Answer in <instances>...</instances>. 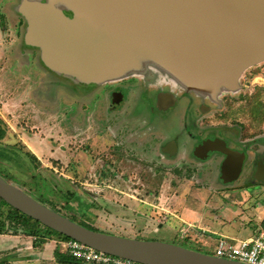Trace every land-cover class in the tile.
Listing matches in <instances>:
<instances>
[{
  "label": "rangeland",
  "instance_id": "obj_1",
  "mask_svg": "<svg viewBox=\"0 0 264 264\" xmlns=\"http://www.w3.org/2000/svg\"><path fill=\"white\" fill-rule=\"evenodd\" d=\"M26 2L36 6L48 5L56 9V13H63L69 20H73L76 15L80 20H88L81 26L71 21L68 26L81 43L86 44L91 40L90 48L95 47V50L104 48V43L106 48L110 49V44H113L120 34L113 25L99 18L95 19L96 24L93 25L92 17L86 9L70 0H0V126L6 131V136L0 139V170L10 182L21 185V189L24 187L37 196V199L44 196L45 201L51 204L47 206L77 219L83 217L84 210H92L90 213L93 215L95 212L100 213L102 216L96 215L100 219L115 216L105 205L109 202L110 192L116 195L119 190L110 187L121 182L125 184L122 191L154 204H157L159 198L167 196L168 190L164 191L165 186L176 188L179 184H184L186 187H198L207 183V180L201 178V170L205 165V172L209 176L207 186L212 188L209 193L201 194L202 199H207L208 194L219 192L218 197L224 199L221 191L237 193L241 190L239 186L246 185L250 180L261 182L262 177L254 175L253 161H257L259 153L264 156V62L249 67L236 82L232 81L233 83L224 81L220 75H201L186 66H178L179 71L175 68L174 81L177 87L182 90L187 86L201 88L199 97L209 100L210 111L199 113V122L204 123L208 130H214L216 124L224 123L225 126H219L224 127L222 133L231 135L234 127H243L235 126L238 121L244 123L245 132L241 140H244L245 144H238L237 149L245 151L250 147L251 152L241 158L239 163L229 167L232 172H239L240 176L238 180L226 184L220 178L217 180V166L221 164L222 159L220 155L215 154L201 164L196 161V164L187 157L159 154V144L173 137L172 134L155 133V129L149 131L145 127L140 129L143 126L140 121L133 119L129 103L131 101L124 100L122 103L110 94L111 90L122 89L128 97L133 95V86L127 81L135 78L138 81L136 87L140 91L145 77H148V73L142 72L144 69H150L153 73H161L160 65L165 58V51L170 50L172 54L176 51L174 56L191 60L190 56L175 49L174 44H167L173 37H167L168 40L163 42L158 41L153 46L156 54V57H153L141 49L137 44L138 39L135 41L125 35V41L118 42L121 44L123 56L115 59L113 54L101 56L107 65L113 66L110 59L118 62L116 65L120 70L114 71L110 77L101 78L85 70L69 73L70 70H63L60 64L50 61L43 51L42 44L29 35V23L37 21V16L41 14L34 17L37 10L28 12V9H35L30 8L29 3L27 10L21 8ZM53 17L56 18V14H53ZM67 19L65 21H69ZM148 56L152 61L148 60ZM143 63L145 65H142ZM199 66L208 68L205 62ZM181 70L186 73L182 74ZM188 72L191 73L189 81L185 79ZM167 75L169 76L168 73ZM244 84L249 87L246 89H251V99L237 91ZM93 136L99 140L92 141ZM236 141L231 140L233 145L237 144ZM120 142V145H116L119 147L117 153H122L127 158L115 159V163H105V160H108L105 153L109 152L110 145ZM122 143L128 151H123ZM33 145L34 152L31 150ZM33 153L40 157L41 164L36 171L33 166L39 161L33 157ZM107 156L109 157L110 153ZM78 158L81 163L76 162ZM233 165L235 167L232 169ZM68 186L76 187L84 200L70 197ZM245 190L251 194L249 196L252 206L264 207V186H253ZM4 212L7 214L8 210ZM120 217L125 218L121 215ZM256 224L258 223L251 222V235L256 234ZM178 225L179 223L173 220L160 232L152 233L147 240L176 243L199 252L214 254L185 240L181 241L177 236ZM8 226L11 234L22 229L9 220ZM112 231L121 235L136 236L123 232L118 227ZM4 257L10 258L11 255L2 253L0 259Z\"/></svg>",
  "mask_w": 264,
  "mask_h": 264
},
{
  "label": "water",
  "instance_id": "obj_2",
  "mask_svg": "<svg viewBox=\"0 0 264 264\" xmlns=\"http://www.w3.org/2000/svg\"><path fill=\"white\" fill-rule=\"evenodd\" d=\"M70 1L86 9L93 22L96 19L94 15L113 25L120 34L125 33L135 41L137 39L141 41V37H173L167 44L175 45L176 42L185 40L187 32L188 38L184 44L178 46V50L191 57L189 61L192 64L185 62L186 60L182 58L185 63L190 64L187 66L189 70L198 71L199 74L202 72L205 76L220 75L224 81L233 83L249 67L264 62V0ZM27 3L30 8H35L32 11H39L45 7L47 9L43 10L50 14L42 20L40 25L43 31L55 33L52 44L43 39L38 32L39 27L35 28L36 24L32 25V32L29 33L35 41L42 44L43 51L50 61L60 64L63 70H70L69 73L85 70L101 78L102 76L108 78L114 71L120 70L116 65L118 62L115 63L113 60L121 57L120 53L123 56V50H120L121 44L118 43L122 42L121 37L114 39L113 44H110L111 49L108 48L106 52L103 48L100 51L94 48L95 51H92L88 44L80 42L64 17L56 13V9L48 5L36 6L31 2L24 3L21 8L27 10ZM53 14H56V18ZM153 33L157 36L153 37ZM143 41L141 42L144 43ZM146 42L145 45L149 44L152 47L158 43L153 39H148ZM154 52L155 49H152V53ZM164 53L165 60L173 56L170 50ZM104 54L114 55V59H110L113 66L107 65L101 58ZM203 62L208 67H201L204 71L196 65V63L201 65ZM209 148L222 150L227 154L228 160L224 165L226 173L232 165L230 164L232 158L238 159L242 156L241 153L227 148L224 142H210ZM233 173L231 171V175ZM0 197L13 208L58 233L103 253L141 264H245L176 244L134 239L88 228L37 200L1 174Z\"/></svg>",
  "mask_w": 264,
  "mask_h": 264
},
{
  "label": "crops",
  "instance_id": "obj_3",
  "mask_svg": "<svg viewBox=\"0 0 264 264\" xmlns=\"http://www.w3.org/2000/svg\"><path fill=\"white\" fill-rule=\"evenodd\" d=\"M168 140L166 139L165 142ZM34 147L35 145H33V149L31 148L33 152L35 150ZM172 147L173 151L170 154H177L178 149L174 145ZM208 158L205 157L202 159L206 160ZM222 170L223 173L221 170L217 171V180L221 175L224 183L235 181L240 175H238L239 172L237 174L234 172V175L231 176L230 169L227 170V173L224 168ZM207 184L206 186L205 184H200L198 187L191 185L190 187H186L183 186L184 184H179L176 188H173L171 185L165 186L164 191L168 190L166 193L167 196L164 195L163 198H159L157 204H154L146 199L143 200L125 193L122 191V189H125V184L121 182L117 186L113 185L110 187V189L119 190L116 195H112L113 193L110 192L109 202H106L105 205L108 211L112 210L115 216L118 217L110 215L109 217L100 219L96 216L100 213L95 212V215H93V213H90L92 210H84L83 217L79 219L67 213H64V215L72 217L81 223L88 224L91 229L140 240H147L152 233L160 232L165 225L175 220L179 223L177 236L181 241L185 240L195 246L205 248L212 252L218 241L223 237L246 239L244 237H255L261 230H264V207L261 205L252 206L251 196H249L251 194L245 190V188H251L254 185L250 187L239 186L241 190L237 193H229L228 191L224 193V191H221L224 199L218 197L220 192L208 194L207 199H202L201 194L209 193L212 188L210 186L209 189ZM68 187L67 192L70 197L75 196V199L82 198L76 187ZM211 191L216 192L217 190ZM171 192H173V195L170 196ZM123 195L129 196L132 199L125 198ZM43 197H41L42 203H45L46 201ZM34 198L37 199V196ZM124 198L125 200H123ZM83 202L85 203V201ZM193 202L196 203L193 204ZM45 204L51 206L49 202ZM86 205H89V203H86ZM120 215L125 216V218H121ZM100 216L102 215L100 214ZM251 222L258 223L256 224V234L252 235ZM189 225V233L181 237L180 229L182 226L187 227ZM115 227L123 230V232L133 233L136 236L117 234V232L112 231ZM9 232H7L8 234H0V255L2 253L11 255L9 264H89L73 257L61 245V239L46 234L44 227L40 228L39 235L36 236L26 235L22 232L13 234ZM59 253L76 260L62 263L57 256Z\"/></svg>",
  "mask_w": 264,
  "mask_h": 264
},
{
  "label": "flooded vegetation",
  "instance_id": "obj_4",
  "mask_svg": "<svg viewBox=\"0 0 264 264\" xmlns=\"http://www.w3.org/2000/svg\"><path fill=\"white\" fill-rule=\"evenodd\" d=\"M43 9H47V8L42 7L36 13V14H41V15L37 16V19L40 21V23H39V21H35L34 23L33 22L29 23L30 25H29L28 30L31 29L30 32H32V29H33L32 25L36 24L35 28L39 27V29L41 31H39V29H38V32L41 34L43 39L46 42L48 41L49 44H52L54 42L53 39L55 38V33L53 31H51V32L43 31V28L40 25L42 23V20L45 17L50 16L49 12L44 11ZM28 11H29V9H28ZM29 12H33V11L31 10ZM60 14L63 17H65V19H67V17L63 13H60ZM74 16H75V12H74ZM76 17H77V15L74 17L73 20L67 19V20H69V21H66L67 25L70 24L71 21L73 22V24H76L78 26H81L84 23L88 22V20L85 21V19L80 20L79 17H77V20H76L75 19ZM93 17L97 18L94 15H93ZM88 19H89V17H88ZM92 23H93V25L95 24L94 22H92ZM121 34H119L117 36V39H119V37H121L120 39L123 42V41H125L126 36H125V33H121ZM187 35H188V33L186 32L185 40L188 38ZM190 35H191V31L189 32V36ZM155 36H157V34L153 33V37H155ZM148 39H153L156 41L168 40L167 38H159V37L158 38L141 37V41L145 40V41H143L144 43H147L146 41H148ZM185 40L183 42H176L174 45L175 49H178L179 48L178 46H181L180 44H182V43L184 44ZM90 41L91 40H88L86 42V44H88L89 47L91 44ZM141 41H139V43H137L138 45H140L141 49L146 50V52H148L150 55H152L153 57L154 56L156 57V55H154V53H152V49H153L152 45H149V44L145 45ZM103 46H104L103 51L106 52L108 50L106 48V43H104ZM94 48L95 47H92L90 49H92V51H95V50H93ZM101 49L102 48L98 49V51H100ZM175 54H176V51H173V56ZM104 55L107 56L106 54H104ZM120 55L122 56V53H120ZM173 56H171L172 58H166V61L168 63L165 62L164 59H162L161 65H160V67L162 69L160 71L161 73L156 74V73L151 72L150 69L147 71H145V69H144L142 74L144 72H146V73H148L147 74L148 77L147 76L145 77V82L143 83V86L141 84L142 89L140 91L136 87V84L138 81L135 78V79L127 81V83H130L133 86V90H134L133 95H130L128 97L124 93V91H122V89L111 90L110 94L112 96H114V98L117 101H122V103H124V100H126V101L130 100L131 101L129 103H130V108L132 109L131 112L133 115V119H136V121H140L141 126H143L140 129L143 130V128L145 127L149 131L152 129H155L156 130L155 133L165 132V133L172 134L173 137H169L168 138L169 140L167 142L164 141L163 143L159 144V146H158V149H159L158 152H160L159 154L166 155L169 157H175V156H181V157H185V158L187 157L190 160H194L195 163H196V161L199 162V164L204 163V161H207L209 158L215 156V154L218 156L220 155L222 157L221 164L218 165L217 167H218V171L221 170V172L223 173L222 169L224 168V165L228 160V156L222 150L209 148V144H210V142H215V143L216 142H222V143L224 142L227 148L241 153L242 156L240 158H238V159L232 158V160L230 161V164H237V162L241 158H244L247 154H249V152H251L250 147L247 148L245 151H242L241 149H239V150L237 149L238 144H243V145L245 144L244 140H241L242 134L245 132L243 130V128H244L243 124L244 123L242 121H238L239 123L235 126L241 127V125H242L243 127H241V129H239L238 127H234L231 130V135H230L228 133H224V132L222 133V129L224 127L222 128L219 126H222V125L225 126L224 123H218V124H216V127L214 130H208L205 127L204 123L199 122V119H200L199 113L204 114V113L210 111L209 100L207 98L202 99L199 97L200 94H198V92L202 91L201 88H198V87L193 88L192 86H187V87H185L186 89L184 88L185 90H182L181 88H179L175 85V83H176L174 81V77L176 75L175 68H177L178 66H186L187 67L190 64H187L185 62H188V63H191V62L189 60H186L184 62L182 59L183 58L182 56H174V57ZM150 59H152V58L149 57L148 60H150ZM150 61H152V60H150ZM162 62L164 65H162ZM142 65H145V64L143 63ZM196 65L199 66L200 64L196 63ZM199 67L201 70H203L201 68V66H199ZM179 69H178V71H179ZM181 71H183V70H181ZM196 72L199 73L198 71H196ZM167 73L169 74V76L167 75ZM181 73L185 74L186 72L183 71ZM142 74H139V75H142ZM190 74L191 73L188 72V74H187L188 76H185L186 77L185 79H188V81L190 80V77H191ZM200 74L202 75V72H200ZM249 74H251V73H249ZM132 75H136V74H132ZM133 77H135V76H133ZM202 78H204V77H202ZM246 88H249V87H247V85L244 84L243 87H241L240 90L238 89L237 91L240 92V94H243L244 96L247 95L251 99V89H246ZM132 104H133V106H132ZM149 109H150V113H149ZM106 124H107V122H106ZM227 126H229V125H227ZM228 132H230V131H228ZM233 135L235 137H233ZM89 138L90 137L87 138L88 141H89ZM95 139L99 140L95 136H93L91 138L92 141H94ZM232 139L237 140L236 145L232 144V142H231ZM80 142H82V140H80ZM117 144L120 145L121 142L116 143L113 146L110 145L109 152H108V153H110V156L108 157L107 156L108 153H105L106 158H108V160H105V163L106 162L107 163H115V159L120 160V159H124V158L126 159L127 158L126 156L122 155V153H121V155H119L117 153V149H119V147L116 146ZM173 145L178 149V152H177V154L171 155L170 153L173 151V147H172ZM89 146H91V145H89ZM215 146H217V145H215ZM122 148H124L123 151L129 150L127 147L125 148L123 143H122ZM207 148H209V150ZM78 151H79V149L77 148V154H79ZM255 152H257V151H255ZM33 154L35 155V153H33ZM159 154H158V156L156 155L157 158L159 157ZM253 154H254V152H253ZM261 155H262V153H259L258 159H256L257 161L256 162L253 161V167L255 169L254 175H256L258 177H262V180H260L261 182H255V179H253L254 181L250 180V182L248 181V183L246 185H241V186L250 187L252 185H254V186L255 185H264V156H261ZM34 157L36 158V160L39 161V163L36 166H33L35 171H36L38 169L37 167L41 163H40V157L38 155H35ZM205 157H209V158L206 160H203L202 158H205ZM251 158H250V160H251ZM246 159L248 160V158H246ZM76 162L81 163L79 158L76 159ZM156 162L158 163L157 159H156ZM251 163L249 162V164H251ZM259 163H261L260 166H259ZM78 167H80V166L78 165ZM219 167H220V169H219ZM234 167L235 166L233 165L232 169ZM206 169L207 168L205 165L204 169L202 168V170H201V178L204 180H207L209 178V176L207 175V172H205ZM112 170L113 169H110V171H112ZM106 171H108V170H106ZM113 172H115V170H113ZM106 174H108V173H106ZM232 175H234V174H232ZM219 178L221 179V175ZM238 179H239V177H238ZM238 179H236V180H238ZM223 180L221 179V181H223ZM232 182H234V181H232ZM232 182H229V183H232ZM206 184L207 183L205 182V186H206ZM15 185L18 186L19 188L22 187L21 185H18V184H15ZM22 190L26 191L27 193L32 194V192H29L24 187ZM189 228H190V225H189ZM188 233H189V229H188Z\"/></svg>",
  "mask_w": 264,
  "mask_h": 264
},
{
  "label": "built area",
  "instance_id": "obj_5",
  "mask_svg": "<svg viewBox=\"0 0 264 264\" xmlns=\"http://www.w3.org/2000/svg\"><path fill=\"white\" fill-rule=\"evenodd\" d=\"M189 226H182L180 236L188 233ZM69 253L78 260L89 264H141L121 257L98 251L77 240H61ZM212 255L245 264H264V230L246 239L221 238L214 247Z\"/></svg>",
  "mask_w": 264,
  "mask_h": 264
},
{
  "label": "trees",
  "instance_id": "obj_6",
  "mask_svg": "<svg viewBox=\"0 0 264 264\" xmlns=\"http://www.w3.org/2000/svg\"><path fill=\"white\" fill-rule=\"evenodd\" d=\"M5 136H6L5 129H3L0 126V139H3ZM0 174L5 179L9 180V178L2 173V170H0ZM29 194L33 195V193L32 194L29 193ZM33 197H35V196L33 195ZM40 199H42V198L40 197L37 200L43 202ZM4 210H8V213L5 214ZM55 211L59 212L58 209L55 210ZM59 213H61V212H59ZM61 214H63V213H61ZM66 217H68V218L72 219L73 221H76V222H78V223H80V224H82V225H84V226H86L88 228H91L88 224L81 223V222H79V221H77L74 218L69 217V216H66ZM7 220H9L10 222H13L14 224L18 225L19 227H22L21 230H18V231L16 230L15 231L16 233L22 231V232H25L26 235L36 236V235H39L40 228L44 227V230L46 231V234H48V235L56 236V237H58L61 240H69V239H71V238H69V237H67V236H65V235H63L61 233H58V232H56V231L44 226L39 221L33 219L32 217H29L28 215L22 213L21 211L13 208L11 205H9L5 200H3L0 197V234L1 233H7V232L10 231L9 230V226L7 227ZM57 256L59 257V260L62 263L72 262V261L76 260V259H74L72 257H68V256L62 255L60 253ZM9 263H10V258L9 257H4L3 259H0V264H9Z\"/></svg>",
  "mask_w": 264,
  "mask_h": 264
}]
</instances>
